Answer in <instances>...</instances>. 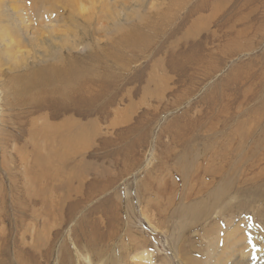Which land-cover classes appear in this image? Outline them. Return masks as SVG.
Returning a JSON list of instances; mask_svg holds the SVG:
<instances>
[{"label":"rangeland","instance_id":"obj_1","mask_svg":"<svg viewBox=\"0 0 264 264\" xmlns=\"http://www.w3.org/2000/svg\"><path fill=\"white\" fill-rule=\"evenodd\" d=\"M52 8L37 27L5 8L83 35L84 56L66 58L65 113L56 81L45 110L9 111L0 77V264H264V0ZM63 121L66 164L25 169L31 124Z\"/></svg>","mask_w":264,"mask_h":264},{"label":"bare ground","instance_id":"obj_2","mask_svg":"<svg viewBox=\"0 0 264 264\" xmlns=\"http://www.w3.org/2000/svg\"><path fill=\"white\" fill-rule=\"evenodd\" d=\"M23 1L26 4V0ZM27 1L24 7V12L27 11V13L23 17L22 15L20 17L19 8L16 7L17 4L15 3L17 2L16 0H0V77L5 76L8 82V86H6L8 89L6 98L8 100L5 106L9 111H20L18 115H27L41 111L42 109L45 110L42 102L49 101L50 97L38 96L37 93L40 89L44 92L43 85H51L56 81L60 85L58 88L60 95L55 99H62L61 106L65 113L66 106L64 102L70 80V77H68L70 69L66 67V58H83V53L79 52L78 49V45L82 43L83 35L77 36L76 41L78 45L75 47L74 44L72 45L69 42V33L67 34L66 32L62 33L49 29V31H44L45 35H42L40 34V29L32 30L31 33L30 28L26 26L17 28L12 23V25L5 24V22H8L7 20H11L9 14H5L7 12L5 8L7 7L14 10V15H17L16 17L20 21H25L24 23L29 27H37L39 23L46 20L42 16V8L48 11L51 8V13L53 12L52 7L55 0ZM65 5L67 7L71 6L73 9L71 3L67 2ZM59 20L71 22V17L70 15H61ZM21 31L25 32L21 33ZM75 49L78 52L76 51L77 53L73 54L72 51ZM25 58H34L35 60L37 58L46 59L45 63L48 65L45 69H33L34 71L30 72L27 71L28 68L24 64ZM4 67H7L8 73L7 71L6 73L2 72ZM47 95L49 94L47 93ZM29 131L30 138L27 141V148H31V153L26 155V158L30 159L24 164L25 169L32 170L33 172L36 170L61 169L67 162V122L63 121L59 126H51L48 123H44L37 128L32 123ZM183 212L184 214H189L192 211L185 208Z\"/></svg>","mask_w":264,"mask_h":264}]
</instances>
